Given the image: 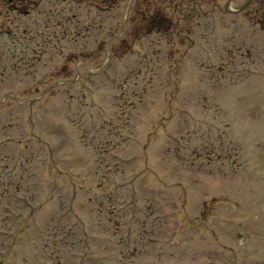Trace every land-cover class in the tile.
<instances>
[{
	"label": "rangeland",
	"instance_id": "rangeland-1",
	"mask_svg": "<svg viewBox=\"0 0 264 264\" xmlns=\"http://www.w3.org/2000/svg\"><path fill=\"white\" fill-rule=\"evenodd\" d=\"M137 1L0 0V264H264V0H169L189 22L166 35L142 33ZM173 174L217 197L202 236L182 211L199 184L171 188L176 209L155 194Z\"/></svg>",
	"mask_w": 264,
	"mask_h": 264
},
{
	"label": "trees",
	"instance_id": "trees-1",
	"mask_svg": "<svg viewBox=\"0 0 264 264\" xmlns=\"http://www.w3.org/2000/svg\"><path fill=\"white\" fill-rule=\"evenodd\" d=\"M154 2L157 1V4H154V7H148L149 3L146 4V10L138 12V18H132L131 20L135 23L140 22L141 24L146 23L144 27V31L142 33H152L158 32L161 34H166L173 28V22L167 15L163 14L161 11L165 10V8H171L167 2L169 0H152ZM175 2V9L182 13L183 10L186 11V8L189 4L197 5L200 0H173ZM144 1L141 2L143 4ZM163 8V9H162ZM138 31L141 29H137ZM141 33V34H142Z\"/></svg>",
	"mask_w": 264,
	"mask_h": 264
}]
</instances>
